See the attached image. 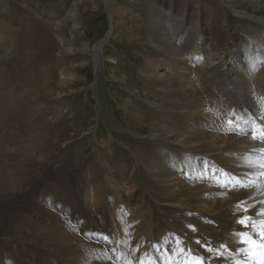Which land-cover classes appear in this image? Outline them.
Returning <instances> with one entry per match:
<instances>
[{"label":"rangeland","instance_id":"1","mask_svg":"<svg viewBox=\"0 0 264 264\" xmlns=\"http://www.w3.org/2000/svg\"><path fill=\"white\" fill-rule=\"evenodd\" d=\"M191 1L205 5L204 19H209L210 9L219 5L231 37L238 36L239 31L244 37L264 32V0ZM255 1L258 9L251 6ZM167 2L0 0V67L6 64L14 69L9 89L19 98L38 87L15 88L23 80L20 76L46 84L42 98H29L23 122L15 118L5 125L0 121V145L14 141L8 152L0 150V154L6 157L11 153V166L18 168L14 157L20 154L18 142L25 141L33 159L19 183L11 182L9 188L0 186V264H47L48 254L61 264V259L71 255L72 262L71 247L67 250L60 245L62 251L56 253L63 232L55 236L51 230L72 227V232L81 233L86 241L81 229L104 226L106 221L115 223L117 220L112 222L111 213L103 206L113 192L107 183L108 173L126 195L137 196L136 187L146 200L162 206L156 194L167 192L169 187L167 178L160 184L161 176H157L167 165V161L160 162L167 158L161 148L178 143L169 139L157 142L158 134L153 137L149 131L173 123L154 119L144 132L146 123L136 122V118L147 115L149 109L157 114L161 107L167 110L171 105L156 97L160 93L156 79L170 81L174 77L164 65L160 46L165 43L153 23L157 16L162 19ZM73 4L74 24L66 21ZM154 68H158L156 72ZM178 108V104L173 105L171 110ZM232 127L235 124H228L226 129ZM35 132H39L38 142L30 135ZM96 185L101 194L98 200L105 199L98 203L100 206L86 201L95 194ZM120 209L121 204H117L116 210ZM159 212L166 222L157 224L164 231L172 228L174 222L164 217L165 211Z\"/></svg>","mask_w":264,"mask_h":264},{"label":"bare ground","instance_id":"2","mask_svg":"<svg viewBox=\"0 0 264 264\" xmlns=\"http://www.w3.org/2000/svg\"><path fill=\"white\" fill-rule=\"evenodd\" d=\"M168 1L162 19L155 15L157 19L153 23L160 41L165 43V46H160L164 65L170 77H174L173 80L169 78L170 81L160 77L156 79V91H160L156 97L165 99L171 105L167 110L161 107L157 114L149 109V113L138 116L136 122L146 123L142 126L144 132L150 129L148 124L154 119L159 122L170 119L173 123L172 126L149 131L153 137L158 134L157 142L169 139L178 143H168L161 148L167 158L160 162L166 164L164 161H167V165L162 172L158 171L157 176H161V180L168 179L169 190L157 192L156 197L163 202L162 206H158L151 199L146 200V195L139 194L136 187L134 193L137 196L126 195L121 187L113 183V177L108 173L107 183L113 192L107 196L108 204L103 206L104 211L111 213L112 222L117 221L112 225L106 221L104 226L92 225L81 229L85 232L86 241L81 238V233L72 232V227L51 230L52 235L63 232L61 237L57 236L60 241L56 253L62 251L60 245L67 250L69 247L72 249V262L69 255L61 259L62 264H128L129 260L132 264H140V260L146 257L154 258L155 264H167L169 259H175L171 253L178 246H186L205 257L207 264H252L246 255L247 245L240 242V234L247 232L259 240L258 229H244L237 221L244 215L251 216L256 224L264 220V216L257 215L258 210L264 207V169L260 168L264 162L261 151L264 150V142L261 141L264 136V32L262 37L249 33L244 37V32L239 31L238 36L231 37V28L225 26L219 5L210 9L212 15L209 19H204L205 5L202 3ZM256 3L251 4L253 9L257 8ZM66 21L76 22L75 4L70 7ZM2 66L0 119L3 120L0 121L11 124L16 118L23 122L29 98L35 95L38 96L36 99L42 98L44 93L41 92L46 84L20 76L19 79L23 80L15 88L30 84L38 87L17 98L12 88L9 89L14 69L11 65ZM38 89L39 92H36ZM177 104L179 110H171ZM128 110L133 111L132 108ZM229 120L235 124L230 130L226 129ZM251 126L254 127L252 131L249 130ZM30 135L34 142H38L39 132ZM253 136L256 138L253 139ZM11 144L14 141L8 140L0 145V150L8 152ZM18 144L20 154L14 157L18 168L11 166V153L6 157L0 154V186L5 188H9L11 182L14 185L19 183L33 161L30 144L25 145V141ZM4 170H7L5 174ZM181 173L184 175H179ZM223 181L228 182V187ZM98 188L96 185L95 194L86 200L94 206L105 201L104 198L98 200L101 196L97 193ZM241 201L248 207L247 213L243 212V205L239 204ZM117 204H121L120 211L116 210ZM160 209L165 211L164 217L169 222H174L172 228L165 231L157 224L164 220ZM77 227L80 229L82 226ZM101 234L109 241H105ZM205 243L210 248L219 249V253L205 251ZM47 256V264H61L56 258H49L50 254Z\"/></svg>","mask_w":264,"mask_h":264},{"label":"snow or ice","instance_id":"3","mask_svg":"<svg viewBox=\"0 0 264 264\" xmlns=\"http://www.w3.org/2000/svg\"><path fill=\"white\" fill-rule=\"evenodd\" d=\"M228 124L231 126L233 124L232 120L228 121ZM247 135V133H242ZM253 139L256 137L253 136ZM261 141L264 142V136L261 137ZM262 151V156H264V150ZM260 168L264 169V162L260 164ZM225 187H227V182H225ZM246 190V188H245ZM240 205H243V212L247 213L249 211L246 204L243 201L239 202ZM257 215L264 216V207H261ZM242 228L247 229L252 227L254 229H258L257 234L259 235L260 239L256 240L252 236L248 235L247 232H242L240 234V242L242 244L247 245V252L246 255L252 261V264H264V220H261L259 224H256L253 221L251 216L244 215L237 221ZM103 236V234H101ZM105 241H109L107 236H103ZM196 243H200V241H196ZM221 247H224L221 245ZM204 250L207 252L217 251L219 253V249L210 248L207 243L204 244ZM175 259H169L167 264H207L206 258L200 255H197L192 249L187 248L186 246H178L175 252L171 253ZM183 257V259H181ZM128 264H132V261L129 260ZM140 264H155L154 258H144L140 260Z\"/></svg>","mask_w":264,"mask_h":264}]
</instances>
